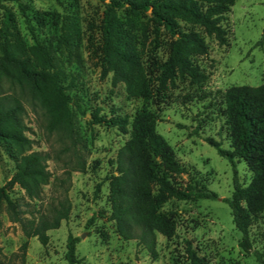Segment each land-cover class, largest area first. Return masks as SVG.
Masks as SVG:
<instances>
[{
  "label": "rangeland",
  "instance_id": "obj_1",
  "mask_svg": "<svg viewBox=\"0 0 264 264\" xmlns=\"http://www.w3.org/2000/svg\"><path fill=\"white\" fill-rule=\"evenodd\" d=\"M26 5L29 21L37 38L49 41L58 57L59 66L73 77L68 93L73 102L78 143H71L56 131L46 127L43 108L33 105L22 96L25 107L23 133L31 139L30 151L49 155L46 165L51 176L42 186L40 199L28 200L20 186L7 189L23 205L24 216L36 220L42 214L52 216V207H59L67 198L70 209L67 219L57 228L46 231L47 243L37 237L27 238L21 226L9 219L5 204L0 206V264H66L64 257L67 236H79L76 244L77 264H188L187 241L201 264H257L252 252L238 245L241 233L232 221L231 210L225 202L233 191L234 171L238 181L247 185L253 173L242 159L220 156L204 139L207 136L221 141L222 147L232 150L228 138L223 94L234 85L258 86L264 83V0H236L226 14L223 26L227 42L220 45L204 32L208 53L197 56L201 68L210 72L207 81L191 84L178 78L168 83L166 96L157 103H145L130 94L124 82L113 84L112 72L104 65L101 22L104 3L101 0H20ZM15 12L21 32L28 44H33L24 16L16 1L0 0ZM121 23H127L135 34V47L141 60L149 57L165 59L170 38L155 34L146 14L130 15L119 12ZM70 20L77 23L78 35L72 45L61 37ZM3 89L20 95L17 87L3 81ZM80 104L86 113H81ZM146 106L155 111L157 133L173 149L184 172L170 178L180 188L197 180L217 194L216 198L196 200L168 199L159 210L172 221L171 238L156 232V257L136 239L124 240L111 220L109 200L111 175L115 174V158L119 147L130 137L115 127L94 124L91 111L98 115H133ZM131 130V126H128ZM84 169L75 170L76 156ZM15 172V162L0 146V186H7ZM94 217L93 221L89 219ZM249 236L252 249L264 251V206L251 214ZM26 242L25 260L21 262V245Z\"/></svg>",
  "mask_w": 264,
  "mask_h": 264
},
{
  "label": "trees",
  "instance_id": "obj_2",
  "mask_svg": "<svg viewBox=\"0 0 264 264\" xmlns=\"http://www.w3.org/2000/svg\"><path fill=\"white\" fill-rule=\"evenodd\" d=\"M16 1L27 27L33 36L29 45L23 36L16 14L11 7L2 4L0 20V146L15 162V172L7 186H0V206L5 204L9 219L18 223L27 238L37 237L47 243L46 231L57 228L68 218L70 202L67 198L59 207H52V216L42 214L38 220L24 216L23 205L16 201L7 189L20 186L28 200L41 197L42 186L49 182L51 173L47 169V153L30 151L31 139L23 133L25 107L22 96H28L33 105H39L46 115V127L56 131L72 145L78 143L75 129L73 102L68 89L73 77L58 63L57 54L49 41L39 40L30 24L26 5ZM104 10L101 22V42L104 65L112 72L113 84L124 82L127 91L145 103L162 101L168 83L176 79H187L191 84L208 80L210 72L201 68L196 57L208 53L203 32L218 44L227 42V29L223 26L226 14L236 0H101ZM119 12L127 16L146 14L155 34L168 35V52L165 59L149 57L141 60L135 47V34L127 23H121ZM61 37L65 45H72L78 35L77 23L70 20ZM264 36V33H263ZM3 81L17 87V96L3 89ZM223 115L232 150L222 147L213 137L205 141L213 146L220 156L242 159L252 171L253 177L247 185L241 184L234 171L233 191L226 198L234 226L241 233L240 248L255 256L257 264H264V251L252 249L249 236L251 214L264 206V83L258 86L234 85L223 94ZM78 110L86 111L80 104ZM94 124L115 127L130 137L119 147L115 158V174L111 175L109 200L110 219L117 233L124 240L136 239L156 257V232L171 238L174 226L171 219L159 208L170 198L196 200L216 198L217 194L206 185L195 180L185 188L176 186L170 178L184 172L173 149L157 133L155 111L143 106L129 119V115H98L91 111ZM131 130H128V126ZM75 170L84 169V162L75 155ZM94 217L89 219L93 221ZM80 237L68 234L66 240V264H77L76 244ZM27 243L24 242L21 262L25 260ZM188 264H201L191 243L187 241Z\"/></svg>",
  "mask_w": 264,
  "mask_h": 264
}]
</instances>
